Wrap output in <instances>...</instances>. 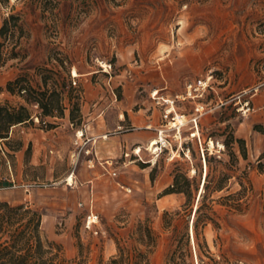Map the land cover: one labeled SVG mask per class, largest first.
Wrapping results in <instances>:
<instances>
[{
	"label": "rangeland",
	"instance_id": "obj_1",
	"mask_svg": "<svg viewBox=\"0 0 264 264\" xmlns=\"http://www.w3.org/2000/svg\"><path fill=\"white\" fill-rule=\"evenodd\" d=\"M11 15L20 18L23 30L20 58L5 64L0 60V108L25 106L31 113L29 127L44 131L56 127L42 125L49 118L39 117L41 111L24 92L7 91L9 82L23 77L25 86L38 91L62 88L66 96L62 118L73 112L74 126L83 122L84 109L90 115L109 106L154 113L168 126L164 134L168 147L154 165L137 161L138 167H124L120 161L114 165L117 177L106 171L103 176H90L96 180L85 193L73 177L69 178L73 186H67L68 176L63 175L72 166L68 156L50 171L48 164H32L30 143L23 169L18 171L15 159L10 160L15 183L46 188L30 192L10 188L2 191L1 202L40 213L43 237L58 244L66 260L81 255L86 264L106 263L118 253L117 243L135 244L130 238L141 223L156 236L150 264H168L174 254L185 264H264V121H257L264 119V110L247 115L239 111L247 100L252 109V101L264 89V0H0V30ZM0 52L4 58L7 48L1 47ZM207 79L210 88L201 99L175 102V123L178 116L184 117L175 138L173 121L164 119L166 106L157 104V98L175 99L185 94L190 83ZM198 104L206 113L196 130L191 120ZM64 132L68 135L67 129ZM69 133L72 149L75 136ZM231 135L245 140L247 160L238 145L233 147L234 156L224 148ZM4 143L12 151L21 147L17 130ZM205 147L215 158L213 175L226 172L232 176L214 199L238 192L240 182L247 180L253 191L243 213L215 206L219 228H204L201 249L196 250L183 239L192 220L183 208L185 196L165 195V191L177 169L202 185ZM55 154V148L47 150L49 159ZM141 158L146 162L151 156L143 151ZM224 164L233 165V171ZM196 168L198 174L193 172ZM91 212L99 222L87 229ZM177 212L180 215L174 216ZM188 232L191 240L190 228ZM109 243L115 247L111 256Z\"/></svg>",
	"mask_w": 264,
	"mask_h": 264
},
{
	"label": "trees",
	"instance_id": "obj_2",
	"mask_svg": "<svg viewBox=\"0 0 264 264\" xmlns=\"http://www.w3.org/2000/svg\"><path fill=\"white\" fill-rule=\"evenodd\" d=\"M22 31L19 17L11 15L4 20L0 30V38L2 39L0 48L3 46L7 48L4 58H2L0 52V60L3 59L4 64L20 58L18 49ZM24 82V78L19 77L15 81L9 82L6 89L12 94L17 89L18 93L24 92V94L29 96L31 103L36 104L41 111L40 118L57 116L62 118L64 116L66 109L64 101L66 96L63 92L64 90H61L62 88L56 87L50 93L48 90L38 91L32 87L25 86ZM69 101H71L70 98ZM75 107L78 110L76 104H74L73 108ZM31 120V113L25 106H20L19 109L11 108V110L5 107L0 108V123L2 122V126H0V139L8 138L12 127L30 122ZM70 120L74 124L73 112L71 113ZM48 125L53 127V125ZM234 145H238L242 158L247 160L248 154L245 140L231 135L224 142V148L230 153V156H234L232 152ZM187 150L194 156L193 151L189 147ZM164 153L165 150L161 154ZM184 153L182 151L181 155L184 156ZM203 155L206 177L203 191L199 198L201 183L200 185L196 184L195 180H190L187 174L180 169L174 171L173 184L165 191V195L176 193L185 196L186 203L183 208L185 211H188L187 215L191 216V219L194 216L193 232L196 250L197 248L198 250L201 249L200 241L204 228L209 225L217 229L219 228L215 206L220 205L225 207L229 212L243 213L249 207V195L253 191L252 185L247 180L246 184L240 182L241 189L238 192L214 199V194L220 193L227 188V183L232 176L226 172L213 175L211 163L215 158L209 156L207 147H205ZM224 166L229 171H233V165L230 167V165L224 164ZM195 173L198 174V168L195 169ZM245 179L248 178L245 177ZM202 181L203 179H201ZM196 202L197 208L194 209ZM164 215L170 217V214L167 212ZM179 215V212L174 214V216ZM189 228L191 235V226H187L183 236L187 247L191 242L188 232ZM130 239L134 240L135 244L124 247L117 243L118 253L112 256L106 263L101 264H150V249L156 244L154 231L148 225L140 223L136 233ZM140 247L144 248V250L140 249ZM0 264H86V260L81 255L77 259L66 260L62 248L54 241L43 237L42 215L40 213L22 205L13 206L8 202L0 201ZM168 264H185V261L182 259V262H180L179 257L174 254L168 260Z\"/></svg>",
	"mask_w": 264,
	"mask_h": 264
},
{
	"label": "crops",
	"instance_id": "obj_3",
	"mask_svg": "<svg viewBox=\"0 0 264 264\" xmlns=\"http://www.w3.org/2000/svg\"><path fill=\"white\" fill-rule=\"evenodd\" d=\"M257 93L251 99L256 97ZM252 104V112H262L264 110V89L261 90L258 98L252 101ZM142 111L131 112L129 109L119 110L117 107L109 106L93 112L92 115H90L87 109H84L82 111L84 115L83 122L78 126H74L75 124L71 122L68 113L61 119L49 118L46 124L56 127L48 131L29 127L27 123L15 126L8 138L0 139V195L2 191L10 189L11 183L15 181L10 160L13 162V159H15L13 163L16 164L18 171L21 168L23 169L25 167V153L30 143H32L33 147L32 164H48L50 171H52L51 168L58 161L68 156L72 166L68 173L63 176L69 177L72 174V177L75 178V184L79 183L80 188L85 193L89 190V184H92L96 180L95 178L89 179L90 176H103L105 175V171L110 174L111 171L115 170L114 165L119 164L120 161L124 167L130 164L138 167L136 165L137 161L154 165L158 157L155 158L152 154L149 148L150 144L154 139L158 138L160 131L167 132L166 127L168 126L162 125V117H156L154 113L152 115L141 114ZM257 121L262 122L264 119L259 118ZM83 128H86V136L94 140V143L92 142L89 145L93 150V154L89 157L82 155L77 159L75 157V148L71 149L69 144L71 138L69 132H73L75 136L76 132ZM176 128L172 127L171 129H175L176 131ZM64 129H67L68 135L64 132ZM14 130H17L18 136L22 141V146L16 151L10 150L4 143L12 138ZM51 148H55L56 156H52L49 159L47 150ZM137 149H140L138 155L134 152ZM143 151H147L151 156L146 162L141 158ZM9 154L14 155V157H10L9 159ZM89 160H92V165L89 164ZM107 161H112L113 166H106L105 162ZM80 166L83 169H79ZM84 170L86 171L84 172ZM60 178L62 179V176ZM16 179L19 182L21 179L20 173L16 174ZM67 186L72 187L73 185ZM108 250L111 256L115 250L114 243L108 244Z\"/></svg>",
	"mask_w": 264,
	"mask_h": 264
},
{
	"label": "built area",
	"instance_id": "obj_4",
	"mask_svg": "<svg viewBox=\"0 0 264 264\" xmlns=\"http://www.w3.org/2000/svg\"><path fill=\"white\" fill-rule=\"evenodd\" d=\"M104 67V66H103ZM209 81L210 79L207 80H199L198 82L195 83H190L187 88H186V92L185 94L181 95V96H177L175 99H164V98H157V104H161V105H165V109H164V114L163 117L165 120H172L173 122H175V118L178 115L177 113H175V109L174 105L175 102L178 101H185V100H194V99H201V97H203V95L206 93V91L210 88L209 85ZM75 84V82H74ZM156 94V92L154 93V95ZM196 115L195 117L191 120V122L194 124V127L196 130H198V120L199 118L205 114V108L203 105L198 104L196 107ZM251 110L250 107V102L247 100L242 104V107L239 111H241V113L243 115H247V113H249ZM36 121L38 123H40L39 119L37 118ZM42 125L46 126V122H43ZM176 132L177 134L175 135V138H177V135L180 134L179 129L176 128ZM165 132L164 131H160L159 135H158V140L159 143L156 145V147L154 148V151L152 152V154L156 157H159V155L163 152L164 149H167L168 147V143H167V138L164 135ZM163 135V136H162ZM94 143V140L92 138H88L86 136V128L80 129L76 132L75 134V141H74V146H75V157L77 159H79L82 155L84 156H92L93 154V150L91 147H89V145L91 143ZM137 149L134 152L136 153V155L139 154ZM172 159V158H171ZM89 164L92 165V160H89ZM105 165L108 167H112L113 166V162L112 161H107L105 162ZM110 175L112 177H117V172L116 171H111ZM72 177V174L66 179V183L67 185H69V178ZM72 186V185H69ZM45 185H40V184H34V185H28V184H16L15 181L12 182L11 185V189H23L25 192H30L32 190H34L35 188H45ZM99 222V217L98 215L93 214L92 212L87 216V220H86V228L90 229L91 227H93L94 225L98 224Z\"/></svg>",
	"mask_w": 264,
	"mask_h": 264
},
{
	"label": "bare ground",
	"instance_id": "obj_5",
	"mask_svg": "<svg viewBox=\"0 0 264 264\" xmlns=\"http://www.w3.org/2000/svg\"><path fill=\"white\" fill-rule=\"evenodd\" d=\"M73 75H74V77H78L79 75L77 74V72L76 71H74V73H73ZM174 109V108H173ZM177 120H178V123H175V122H172L171 124H172V127H177L178 129H179V132H180V130H181V127L184 125V117H181V116H178L177 117ZM196 134H199V132L197 131L196 132ZM163 136V135H162ZM159 143V140H158V138L157 139H154L152 142H151V144H150V150L153 152L154 151V148L156 147V145ZM222 147H223V145H222ZM138 152H140V150H138ZM155 158H156V156H155ZM193 172H195V171H193ZM205 177H206V175L204 176V179H203V182H202V185H201V188H200V194L202 193V191H203V187H204V182H205ZM69 181V184H71V182H73V180H68ZM200 197V196H199ZM197 208V203H196V205H195V208L194 209H196ZM193 220H194V216H192V222H191V242H192V244L194 245V247H195V239H194V232H193Z\"/></svg>",
	"mask_w": 264,
	"mask_h": 264
},
{
	"label": "water",
	"instance_id": "obj_6",
	"mask_svg": "<svg viewBox=\"0 0 264 264\" xmlns=\"http://www.w3.org/2000/svg\"><path fill=\"white\" fill-rule=\"evenodd\" d=\"M199 196H200V193H199ZM199 196H198V198H199Z\"/></svg>",
	"mask_w": 264,
	"mask_h": 264
}]
</instances>
